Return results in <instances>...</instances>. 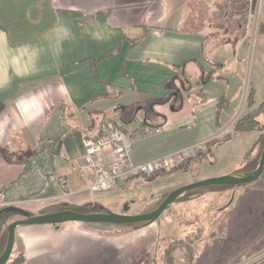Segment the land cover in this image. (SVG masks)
<instances>
[{"label":"crops","instance_id":"crops-1","mask_svg":"<svg viewBox=\"0 0 264 264\" xmlns=\"http://www.w3.org/2000/svg\"><path fill=\"white\" fill-rule=\"evenodd\" d=\"M245 2L0 0V210L16 207L36 216L59 205L91 209L94 194L84 190L88 181L79 176L76 159L85 153L84 137L97 135L103 117L130 133L135 165L195 148L197 158L178 170L186 171L217 145L230 142L234 124L249 109L227 134L232 118L221 120L227 88L224 97L201 96L223 79L219 75L229 65L249 56L245 40L252 26L231 18L256 12ZM255 96L250 93L257 108L264 103ZM140 102L155 105L154 115L127 130L124 126L135 119L125 118L127 108ZM146 128H160V133L144 135ZM263 133L235 173L257 169ZM229 135L228 141L214 144ZM135 179L112 191L136 184ZM63 182L73 193L64 194ZM249 190L226 220L223 234L201 246L195 264H237L238 246L264 240V210L257 213L256 204L264 185ZM99 205L104 209L105 204ZM69 224L58 231L51 226L16 231L24 264H141L160 244L156 223L116 233ZM259 250L264 251V241ZM13 252L15 258V246Z\"/></svg>","mask_w":264,"mask_h":264},{"label":"rangeland","instance_id":"rangeland-1","mask_svg":"<svg viewBox=\"0 0 264 264\" xmlns=\"http://www.w3.org/2000/svg\"><path fill=\"white\" fill-rule=\"evenodd\" d=\"M245 1V8L256 12H251L250 14L244 13L231 18L235 19V23L237 25H242L243 27L252 26L250 35L247 34L250 38H246L245 40L246 47L249 50V56L246 61L240 63L239 65H234V63L229 65L228 71L225 74L219 75V77L223 79L220 82H212L214 84L207 87L205 89V93L201 96L202 100L207 98L224 97L223 94L221 95V92L227 88L228 95L225 97L227 102L224 109L222 108L221 115L222 122L224 121L223 119L226 118L225 116H230V118H232V125L227 129V134H229L230 131H232L230 134L233 133V123L247 112L246 99L247 97L250 98L251 92H256L255 100L257 103H264V28H262L261 31L258 30V28L262 26L261 24L264 23V14L262 13V11H264V2H262V0ZM259 11L261 12L259 13ZM256 29L258 32L255 34ZM240 34H242V32ZM217 83H221V86H218ZM210 90H212L209 95L211 97H208L206 92ZM154 107L155 105L150 108V106L146 105V103H141L137 106H130L127 108L125 118L130 119L134 117L135 119L124 127L127 130H132L135 126H137V123L135 122L140 123L141 119L143 120L146 116H148V119H151L154 115L152 111ZM257 108L262 110V114H260L258 120L260 121V127L263 128L264 106L260 105ZM258 133L259 131L257 130L253 132L251 131L250 133L236 132V134L232 136L230 142H225L214 147L212 149L213 154H208L206 158L199 163V165L193 164L186 171H175L172 174L165 172L158 173L157 175L161 176L153 180H146L143 177H139L133 180L134 183L137 182L136 184L132 186L128 185L122 190L111 192H93L91 194H94L93 197L95 199V203H92V206L90 207L91 209L88 207L80 209L78 206L74 208L85 212L86 210H92L111 214H122L126 212V210L127 213L131 215L153 212L158 208L165 197L177 189L204 180L245 172L244 170H239L237 171L238 173H235L238 164L244 160L248 149L258 138ZM225 138L228 139L229 137L225 136ZM203 176L209 177H207V179L194 182ZM188 181H192L193 183L187 184L186 182ZM263 185L264 176L262 175V178L250 185L236 188L231 187L230 189L222 192H212V194L208 191L205 192H208L209 194L199 192L190 196L187 201L181 200L179 202H175L162 214L157 222H155V231H158L160 234V244L155 248V250L147 254L148 256L145 260L147 263L144 261L141 264H162V254H164V252L172 244L177 245L181 242L182 244L180 245L182 247H191L194 251L193 255L197 256V254L202 250L201 246H205V243L210 241L212 236H217V234L220 236L223 234L226 220L234 214L233 209H235L237 203L242 200L244 193H246L248 189H250L249 191L251 192L258 191V188ZM204 193L207 195H204ZM99 204H105L104 209L103 206H100ZM256 204L258 205L257 213L264 210V192H261V199H259ZM19 219H21L20 216H8L6 223L8 222L10 224V222H14ZM75 224L80 225L79 227H82V230L88 229L90 231L104 233H116L122 229L124 231L133 230L128 227L114 225ZM258 224L259 223L253 226L258 228ZM65 225L73 224H64L62 229H64L63 227H66ZM51 227H54L53 231L56 230L55 226ZM23 228L24 227L18 228V233ZM0 230V246L2 245V248H4L6 241L2 233L3 228ZM18 233L16 235L15 245V254L17 255L21 252L17 243L19 240ZM263 241L264 240L254 239L249 240L245 246H238L236 256L234 257L236 263H261L264 259V251L261 252V250H259V246L263 243ZM247 251L250 252L247 253ZM156 254L158 258L157 261H155L154 257ZM13 256L8 264H11L14 258ZM182 256V252L177 250L174 256L173 264H186L183 262L184 257Z\"/></svg>","mask_w":264,"mask_h":264},{"label":"built area","instance_id":"built-area-1","mask_svg":"<svg viewBox=\"0 0 264 264\" xmlns=\"http://www.w3.org/2000/svg\"><path fill=\"white\" fill-rule=\"evenodd\" d=\"M142 133L158 134L160 128H146ZM132 145L130 133L108 117H103L97 135L84 137L85 153L76 159L79 176L88 181L84 190L91 193L112 191L131 179L169 173L197 158L196 149L187 148L150 163L135 165L131 161ZM62 189L64 194L73 193L65 182Z\"/></svg>","mask_w":264,"mask_h":264},{"label":"water","instance_id":"water-1","mask_svg":"<svg viewBox=\"0 0 264 264\" xmlns=\"http://www.w3.org/2000/svg\"><path fill=\"white\" fill-rule=\"evenodd\" d=\"M264 174V147L260 157L258 167L255 171L246 174L229 175L220 178L208 179L187 185L170 193L153 212L139 215H131L126 212L122 214H111L107 212L79 213L71 210H64L50 214H40L33 216L27 211L16 207L4 208L5 213H14L21 219L12 222L7 228V243L0 256V264H7L11 259L16 241V231L20 227L28 226H55L56 230L67 223L83 224H104L114 226H129L137 224L150 225L157 222L162 214L179 198L195 190L211 187H241L257 182Z\"/></svg>","mask_w":264,"mask_h":264},{"label":"trees","instance_id":"trees-1","mask_svg":"<svg viewBox=\"0 0 264 264\" xmlns=\"http://www.w3.org/2000/svg\"><path fill=\"white\" fill-rule=\"evenodd\" d=\"M178 100H179V102H181V94L180 93H179V99ZM153 104L154 103H152V105ZM246 105H247V108L249 109V111H248V113L244 117H242L241 119H239L234 124V130H235V132H251V131H256V130H259V131L260 130L261 131L264 130V127L263 128L260 127L261 126L259 124L260 121L258 120V117L260 116V114H262V110L259 109V108H254V102L251 101L249 97H247V99H246ZM180 106L181 105H179L178 107H176V109L180 108ZM262 106H264V104ZM228 137H230V136H228ZM228 140L229 139H227V138H225V139L221 138L218 141H215L214 144L222 143L223 141H228ZM261 142L264 145V133H263L261 139L258 141V143H261ZM178 170H184V167L183 168L180 167L179 169H176L175 171H178ZM175 171H172L171 173H173ZM159 176H161V175H156V176H153L151 178L144 177V179H146V180H153V179H155V178H157ZM230 188L231 187H211V188H205V189L195 190V191L190 192V193H187L184 196H182L181 198H179L178 199V202L181 201V200L187 201V200H189V197L190 196H192L194 194H197L199 192H205V191H208V192H222V191L227 190V189H230ZM232 188H236V187H232ZM208 192H205V193H208ZM3 210H4V208L0 210V229H2L3 226L6 227V229H5V232L6 233L4 232V239H5L6 243H7V237H8L7 228L12 223L11 222L9 225H8V222L6 223L7 217L8 216H18V215L17 214H14V213H9L8 214V213H5ZM64 210H71V211H76V212H79V213H90V212H92V210H86V212H85V211H81V210H76L72 206L59 205V206H55V207H52V208H49V209L43 211L42 214H50V213L60 212V211H64ZM107 226H110V225H107ZM144 226H146V224L129 225V226H124V227H128V228H131L133 230H136V229H140V228H142ZM121 227H123V226H121ZM180 244H182V242ZM180 244H177L178 246L176 244H172L164 252V254L161 253L162 256H163V263L162 264H173V262H174V256H175V253L177 252V250H180L182 252V255H183L182 257H184L183 258V262H185L186 264H195L196 256L193 255L194 254L193 249L191 247H189V246H186V247L183 246L182 247ZM5 247H6V245H5ZM5 247L2 248V245L0 246V256L3 253ZM10 260H9V262H10ZM24 262H25L24 254L22 252H20L15 258H13L11 264H24Z\"/></svg>","mask_w":264,"mask_h":264}]
</instances>
